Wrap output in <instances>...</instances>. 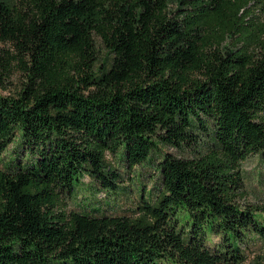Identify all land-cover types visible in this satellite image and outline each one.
Here are the masks:
<instances>
[{
  "label": "trees",
  "instance_id": "16d2710c",
  "mask_svg": "<svg viewBox=\"0 0 264 264\" xmlns=\"http://www.w3.org/2000/svg\"><path fill=\"white\" fill-rule=\"evenodd\" d=\"M264 0H0L26 78L0 94V264H241L264 240L242 163L264 153ZM100 45L105 49L103 56ZM10 57V56H9ZM17 139V140H16ZM16 140V141H15ZM159 144L150 220L67 210L85 176L113 192ZM30 159H23L25 153Z\"/></svg>",
  "mask_w": 264,
  "mask_h": 264
},
{
  "label": "rangeland",
  "instance_id": "374dc122",
  "mask_svg": "<svg viewBox=\"0 0 264 264\" xmlns=\"http://www.w3.org/2000/svg\"><path fill=\"white\" fill-rule=\"evenodd\" d=\"M252 13L248 20L260 28H264V3H253ZM101 54L105 55V49L100 45ZM17 52L13 45L0 42V94L16 95L26 78L25 72L18 64V60L11 58ZM10 56V57H9ZM17 140V139H16ZM15 140V141H16ZM11 144L0 155V167L13 169L16 159L24 151L21 144ZM158 152H155L148 161L135 166L133 169L126 168L124 157L121 153L108 155V159L119 169L123 175L122 186L113 192L99 189L89 176H85L82 182L74 189L72 194L64 192L62 202L67 210L93 211L105 214H123L133 219L150 220L149 213L141 209V189H146L144 195L152 193L155 196L161 185V175L157 163L162 159L165 151L177 155H191L189 150L159 144ZM22 154L21 156H23ZM31 153L26 152L23 159H30ZM244 190L246 201L257 203L264 207V153L250 155L242 163ZM247 258L241 264H264V240L250 235L246 240Z\"/></svg>",
  "mask_w": 264,
  "mask_h": 264
}]
</instances>
